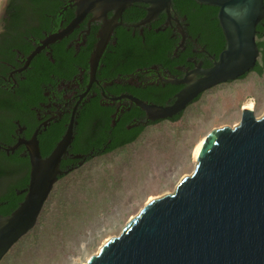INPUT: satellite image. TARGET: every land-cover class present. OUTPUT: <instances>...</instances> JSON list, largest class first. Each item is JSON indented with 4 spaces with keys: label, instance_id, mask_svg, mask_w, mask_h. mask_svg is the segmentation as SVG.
Wrapping results in <instances>:
<instances>
[{
    "label": "water",
    "instance_id": "1",
    "mask_svg": "<svg viewBox=\"0 0 264 264\" xmlns=\"http://www.w3.org/2000/svg\"><path fill=\"white\" fill-rule=\"evenodd\" d=\"M138 1L148 7L136 25L150 21L162 9L173 8L172 0H73L74 17L65 27L46 35L27 55L22 68L90 12L93 19L102 20L90 57L94 76L107 41L120 24L118 17ZM196 1L218 8L225 45L211 66H197L182 79H169L186 83L170 103L122 95L144 109L149 118L179 114L201 92L248 73L256 64V25L264 17L263 0ZM4 3L2 0L0 15ZM111 9L114 12L108 17ZM73 125L74 110L64 135L47 156L40 153L39 126L24 141L30 155L29 181L19 205L9 214L0 213V261L35 226L59 176L72 170L62 169L60 161L72 140ZM74 157L85 160L87 155ZM194 159L193 171L179 180L174 191L150 199L84 264H264V113L256 117L252 108H243L237 124L217 127L206 135Z\"/></svg>",
    "mask_w": 264,
    "mask_h": 264
},
{
    "label": "trees",
    "instance_id": "2",
    "mask_svg": "<svg viewBox=\"0 0 264 264\" xmlns=\"http://www.w3.org/2000/svg\"><path fill=\"white\" fill-rule=\"evenodd\" d=\"M62 1L9 0L8 16L5 19L6 29L0 33V73L6 74L9 70L7 62L16 63V50L28 54L34 47L27 37L33 35L41 38L46 35L43 33L44 30L49 32L58 27L59 19L62 17L58 14ZM147 5L145 2L138 1L125 8L124 21H141L147 13ZM172 5L174 11L180 16H186L185 20L189 23L188 33L192 37H197L217 58L225 45V38L217 18L218 8L196 0H172ZM52 15H57L54 24L50 19ZM74 15L73 9H66L64 24ZM162 20L163 18H159L150 23H141L144 25L137 27L117 25L100 55L97 77L108 80L136 72L137 69H143L154 63L172 69L175 64L185 62V56L172 55V50L180 36L178 34L173 36L172 29L169 26L164 27L161 24ZM91 24L85 44L80 46L79 51H75L73 45L68 46L71 35L60 38L51 44L53 60L49 58V54L44 53V50L36 54L31 61L32 68L25 71V79L20 80L19 85L11 87V81L0 78V138L2 140L12 142L10 134L16 130L18 123L26 126L27 136L33 133L38 123L33 106L43 99V86L48 82L55 84L51 80L52 74L59 79L74 75L80 67L85 71L88 70L90 57L98 40L96 33L99 22L94 21ZM256 43L259 59L257 58L256 64L250 71L262 74L264 73V17L256 25ZM109 89L114 93L129 89L148 101L166 103L173 99L180 86L169 83L166 87L160 88L152 85L128 86L114 82ZM113 110V107L103 106L99 96L91 98L80 108L68 153L83 154L94 151L104 155L136 141L146 128L145 125L139 123L127 127V124L145 118L146 111L133 104L121 113L116 125L111 128ZM182 113L183 111L169 119L176 120ZM68 117V115L62 116L38 133L42 156L49 155L62 138L67 128ZM108 139L109 142H107ZM19 152L20 149L10 153L0 150V213L3 215L11 213L23 200L25 195L23 189L27 187L29 181V159L20 156ZM76 158L78 157L65 155L60 161V167L67 168L69 164L76 161ZM65 176L67 174L60 175L58 185L51 190L48 198L50 203L44 206L42 214L38 217L39 226H34L29 231L34 246L41 243L44 247L47 238L52 237L58 227L63 224L67 227L71 222L75 223V219L79 217L74 209L67 206L66 200L70 201V197L63 187H59ZM20 189H22L21 192H19ZM34 246L27 244L24 251L29 252Z\"/></svg>",
    "mask_w": 264,
    "mask_h": 264
},
{
    "label": "rangeland",
    "instance_id": "3",
    "mask_svg": "<svg viewBox=\"0 0 264 264\" xmlns=\"http://www.w3.org/2000/svg\"><path fill=\"white\" fill-rule=\"evenodd\" d=\"M249 100L253 101L255 116H261L264 73L249 71L242 78L215 85L188 104L178 119H163L148 125L131 144L91 157L65 173L67 176L59 187L70 197L67 206L79 214L77 222L67 227L62 223L47 238L44 247L41 243L34 246L29 230L0 264L86 263L150 199L174 191L179 180L196 165L193 154L196 142L212 128L237 124L243 105ZM58 183L59 180L54 187ZM46 201L42 209L49 205L50 199ZM27 244L34 246L29 252L24 251Z\"/></svg>",
    "mask_w": 264,
    "mask_h": 264
},
{
    "label": "flooded vegetation",
    "instance_id": "4",
    "mask_svg": "<svg viewBox=\"0 0 264 264\" xmlns=\"http://www.w3.org/2000/svg\"><path fill=\"white\" fill-rule=\"evenodd\" d=\"M62 2L63 3L61 4V9L59 10V13H58L62 17L59 19L58 27L56 29H51V31L49 32L44 30L43 31L44 34L48 35L52 32H55L65 27L69 23L70 20L64 24L65 22L64 12L66 9H73L75 11L76 6L73 4V0H63ZM8 3H9V0H5L4 6L1 11L0 33L4 32L6 29L5 19L8 16V12H7ZM147 7L148 5L146 6V8ZM113 12H114L113 9L108 10L107 16L111 17ZM123 13L124 11L122 12L121 16L118 17V21H120V24L127 25L128 27H137L140 25H144V24L136 25V23L139 21H136V22L124 21ZM56 17L57 15H52L50 17V19L52 20L51 22L53 24L55 23L54 21ZM159 18H163L161 24L164 27L169 26L172 29L173 36H177V34L180 36V39L177 41L176 46L172 50V55L175 57H179L180 55L185 56V62L180 63V64H175L172 69L167 68L162 64L154 63L148 67H144L143 69L139 68L136 70V72L127 73L123 76L119 75V76L114 77L113 79H108V80L97 77L98 64H97L94 76H92L91 63L89 64V68L87 71H85L83 68L80 67L78 72L70 77H62L58 79L52 74L51 80L54 81L55 84H53L52 82H48L46 85H44L43 86V99L40 100L37 105L33 106L36 119L38 120L36 127L39 126V132L44 130L52 122H56L59 118H61L64 115L69 116L68 121H67V125H68V122H69V119H70V116L73 110H74V125H75L76 116L79 114L80 108H82L91 98L95 96H99V101L103 106L113 107L114 110L111 113V122H110V125L112 128L114 125H116L121 113L128 110L133 104L137 105L135 102L130 100L128 97L122 96V95L131 94V95L137 96L138 98L142 100L148 101L147 99H144L138 96L137 94H135L133 91L129 89L123 90L119 93L112 92L109 89V86H111L114 82L121 83L123 85L126 84L128 86L152 85V86H156L160 88L161 87L164 88L167 86V84L172 83L173 85L180 86V89L178 90L179 92L185 86L186 83L185 82H171L169 81V79H172V78L182 79L186 77L189 71H192L197 66L207 68L212 65L213 60L216 59L215 54L209 51L206 45L200 42L197 37H192L188 33L187 27L189 23L185 20L186 16L184 15L180 16L176 11H174L173 8L170 11L162 9L154 17H152L150 21L145 22V23H150L151 21L158 20ZM94 21L99 22V28L96 33L98 37V32L102 25V20L93 19V13L89 12L84 16V18L81 20V22L77 26H75L70 32H68L66 35L63 36V37H66V36L71 35V40L69 41L68 46L73 45L75 51H79L80 46L82 44H85L86 35L89 33L90 27L92 25L91 23H93ZM45 36L41 38L39 37L36 38L35 36L30 35L29 37H27V40L30 42V44L34 46L31 49V51L37 45L40 44L41 40L44 39ZM53 42H50L48 45L41 48V50L38 53L44 50V53L47 55L49 54V58L52 59V54H51L50 49H51V44ZM28 54H24L16 50L15 62L17 64L7 62L9 70L7 71L6 74L0 73L1 79L12 82L11 87L19 85V81L25 79V76H26L25 71L32 68L31 61L33 58L24 68H22L25 64V60ZM98 63H99V60H98ZM198 76L199 74H196V77ZM242 77H244V75L236 79H239ZM229 81H232V80H229ZM229 81H226V82H229ZM209 89H206V90H209ZM203 92L198 94V96H196V98H194L193 101L196 100ZM173 99L168 100L166 103H158L154 101H148V102L157 103V104H167V103L172 102ZM163 119H169V118L152 119V118H149L148 114L146 113L145 118L135 120L133 123L127 124V127L135 126L139 123L147 127L148 125L157 123ZM74 125H73V130H74ZM25 128L26 126L24 124L18 123L16 130L10 134V138L12 142H6L0 138V150H4L6 153H10V152H14L15 149H20V152H19L20 156L27 157L29 159V171H30L29 149H28V146L24 143V141L30 139L32 134H30V136H27ZM109 141L110 140L108 139L107 142ZM67 154H69V157H74V155H76V154L68 153V149H67V152L62 157H64ZM85 154L87 155L85 160H83L82 157H78L76 158V161L69 164L67 168L72 167V170H73L77 168L79 165H81L82 163L86 162L88 158L94 157L96 155H100L101 153H94V151H90L88 153H83V155ZM21 191L22 189L19 190V192Z\"/></svg>",
    "mask_w": 264,
    "mask_h": 264
},
{
    "label": "bare ground",
    "instance_id": "5",
    "mask_svg": "<svg viewBox=\"0 0 264 264\" xmlns=\"http://www.w3.org/2000/svg\"><path fill=\"white\" fill-rule=\"evenodd\" d=\"M252 106H253V101H252V100H249L248 102H246V103L243 105L244 108H245V107L252 108ZM213 129H215V128L210 129L205 135H203V136H202V137L196 142V144H195L194 147H193V154H194V157H195V155H196V152H197V150H198L200 144L202 143V141L204 140V138L206 137V135H207L211 130H213Z\"/></svg>",
    "mask_w": 264,
    "mask_h": 264
}]
</instances>
